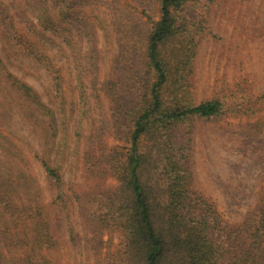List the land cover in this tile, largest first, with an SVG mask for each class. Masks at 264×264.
I'll return each instance as SVG.
<instances>
[{
  "label": "trees",
  "instance_id": "16d2710c",
  "mask_svg": "<svg viewBox=\"0 0 264 264\" xmlns=\"http://www.w3.org/2000/svg\"><path fill=\"white\" fill-rule=\"evenodd\" d=\"M214 3L0 0L5 46L42 71L51 104L0 57V88L46 120L48 147L0 129V264H264V185L235 225L193 186L196 126L250 115L244 96L195 98ZM66 157L87 190L66 188Z\"/></svg>",
  "mask_w": 264,
  "mask_h": 264
},
{
  "label": "rangeland",
  "instance_id": "374dc122",
  "mask_svg": "<svg viewBox=\"0 0 264 264\" xmlns=\"http://www.w3.org/2000/svg\"><path fill=\"white\" fill-rule=\"evenodd\" d=\"M101 42L99 39L103 51ZM106 43L109 47L112 42ZM110 50L114 51L112 46ZM48 55L57 66L64 64V55L59 57L53 50ZM0 57L11 73L51 106L42 71L13 57L1 34ZM192 72L197 101L230 94L240 101L244 96L242 106L250 112L198 124L193 136V186L215 204L225 222L235 225L254 206L264 185V0H215L198 41ZM0 96L5 102L0 101V129L24 150H46V120L7 87L1 86ZM69 161L66 157V188L87 190L91 183L84 181ZM118 239L114 233L105 235L104 248L112 251Z\"/></svg>",
  "mask_w": 264,
  "mask_h": 264
}]
</instances>
